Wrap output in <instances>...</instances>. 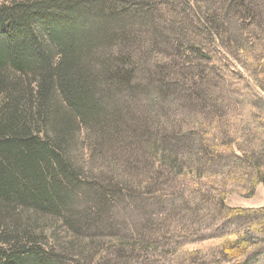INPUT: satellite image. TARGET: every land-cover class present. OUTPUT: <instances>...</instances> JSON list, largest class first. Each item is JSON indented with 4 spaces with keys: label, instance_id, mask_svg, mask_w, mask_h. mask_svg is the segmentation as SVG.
Returning a JSON list of instances; mask_svg holds the SVG:
<instances>
[{
    "label": "trees",
    "instance_id": "trees-1",
    "mask_svg": "<svg viewBox=\"0 0 264 264\" xmlns=\"http://www.w3.org/2000/svg\"><path fill=\"white\" fill-rule=\"evenodd\" d=\"M258 186L264 0L0 5V264H264Z\"/></svg>",
    "mask_w": 264,
    "mask_h": 264
},
{
    "label": "rangeland",
    "instance_id": "rangeland-1",
    "mask_svg": "<svg viewBox=\"0 0 264 264\" xmlns=\"http://www.w3.org/2000/svg\"><path fill=\"white\" fill-rule=\"evenodd\" d=\"M11 1L14 0H0V5L2 4H8ZM172 111H176V113H174L175 116V120L178 121L180 119H186V118H190L191 115L190 114H185L183 115L181 113L180 110H178L177 107H175L174 109H172ZM158 116V115H157ZM185 116V117H184ZM121 146V145H120ZM111 148V147H110ZM95 152V151H94ZM97 152V151H96ZM131 150L130 149H124V148H119V150H115V153L117 155V164L119 163L121 165V167H127L126 163H128V159L129 157H126L127 155H130ZM131 158V157H130ZM93 158H91L90 162H86L87 166L91 167V163L93 164ZM227 188L229 189V185L227 186ZM225 205L229 208H237V209H242V210H258L260 208H264V187L263 186H258L254 192V194L250 197L246 196L244 193L242 194H230L227 195V197L225 198ZM258 217H256L255 219H249V221H245V224L247 225L245 228L249 229L253 224H255V221L258 220ZM246 222H249L250 224L248 225ZM208 223L205 224V226L201 227L199 229V233L197 235H195L194 238H200L202 236H205V238L209 237V231L205 230V228L207 227ZM252 229V228H251ZM230 231V230H228ZM229 233V232H227ZM192 239V240H197V239ZM215 241L212 242H205L202 244H198L195 245L196 243H192V244H188L184 246V249H182L181 251H193V250H208L209 253L210 252H215L214 250L217 249L215 248L216 246L213 244ZM210 246V247H208ZM210 249V250H209ZM169 252V250H167ZM171 252V251H170ZM211 254V253H210ZM168 255H171L170 253H168Z\"/></svg>",
    "mask_w": 264,
    "mask_h": 264
}]
</instances>
